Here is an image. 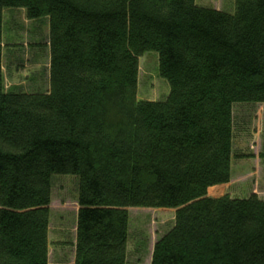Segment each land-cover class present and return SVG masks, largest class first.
I'll return each mask as SVG.
<instances>
[{
    "label": "trees",
    "instance_id": "obj_1",
    "mask_svg": "<svg viewBox=\"0 0 264 264\" xmlns=\"http://www.w3.org/2000/svg\"><path fill=\"white\" fill-rule=\"evenodd\" d=\"M4 10L48 20L47 92L4 90ZM150 52L163 101L136 97ZM263 102L264 0H0V264H47L52 176L78 178L74 264H126L129 208L175 210L150 264H264V200L207 197Z\"/></svg>",
    "mask_w": 264,
    "mask_h": 264
},
{
    "label": "rangeland",
    "instance_id": "obj_2",
    "mask_svg": "<svg viewBox=\"0 0 264 264\" xmlns=\"http://www.w3.org/2000/svg\"><path fill=\"white\" fill-rule=\"evenodd\" d=\"M222 12H234V0H195ZM22 11V10H21ZM2 28L3 88L5 91L45 93L49 89V25L29 21L18 10H5ZM169 85L158 72L155 53L139 58L137 100L163 101ZM233 141L230 182L208 197L251 194L264 200V102L232 107ZM78 178L51 177L47 264H74ZM126 264H150L156 242L172 227L175 210L129 208Z\"/></svg>",
    "mask_w": 264,
    "mask_h": 264
},
{
    "label": "crops",
    "instance_id": "obj_3",
    "mask_svg": "<svg viewBox=\"0 0 264 264\" xmlns=\"http://www.w3.org/2000/svg\"><path fill=\"white\" fill-rule=\"evenodd\" d=\"M199 5V4H198ZM199 6H201V7H209V6H206V5H199ZM7 11H9V10H7ZM18 11H20V12H22V13H24V11L22 10H18ZM218 11H222L221 9L220 10H218ZM4 12H5V10L2 12V16L4 15ZM2 21H3V19H2ZM230 177H231V175H230ZM226 185H228V184H225V185H219V186H214V187H211V188H209L208 190H207V197H208V193L210 194V192L211 193H213V192H217V191H219V188L220 187H222V186H226ZM220 196V195H219ZM218 196V197H219ZM221 196H223V195H221ZM218 197H214V198H218ZM261 199V198H260Z\"/></svg>",
    "mask_w": 264,
    "mask_h": 264
}]
</instances>
